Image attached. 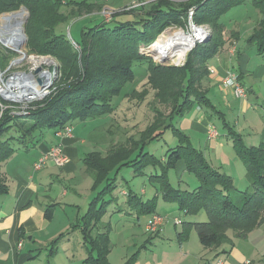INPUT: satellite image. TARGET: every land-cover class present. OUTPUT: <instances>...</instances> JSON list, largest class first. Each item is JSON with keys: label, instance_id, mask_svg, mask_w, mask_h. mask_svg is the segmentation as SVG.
<instances>
[{"label": "trees", "instance_id": "trees-1", "mask_svg": "<svg viewBox=\"0 0 264 264\" xmlns=\"http://www.w3.org/2000/svg\"><path fill=\"white\" fill-rule=\"evenodd\" d=\"M247 1L250 0H157L148 7L142 5L141 11L123 9L121 13L134 12L131 21L117 22L114 26L103 21L83 27L81 41H75V45L65 33L58 31V27L93 12L98 9L97 5L85 0L66 3L65 0H0V14L17 10L22 5L29 10L26 23L28 53L50 55L60 64V79L52 93L25 115L14 113L16 109L13 108L3 109L0 104V165L16 152L36 146L45 138L46 131L52 130L55 134L77 119L87 121L110 116L115 111L114 98L136 78L135 64L147 63V84L155 90L153 123L140 134V139L130 138L125 143H118L105 155L95 151L83 157L86 169L94 179L92 188L96 191L86 212L71 226L73 230H80L89 247L90 253L84 264H111L108 255L112 226L103 224V219L114 201L111 197L117 189V176L125 167H132L137 175L153 167L156 172L151 178L165 201L175 203L186 216L206 212L207 220L183 223V230L178 233L180 242L189 238L190 231L195 229L204 247L216 249L228 245V249H222L227 253L235 246L233 238L247 239L253 230L264 224V143L247 145L202 90V81L209 72L207 63L226 42L222 17ZM251 2L262 16L247 42L256 45L259 53L264 54V0ZM191 6H196L195 21L210 25L213 32L210 39L189 52L185 65L157 64L139 53L140 44L152 43L167 26L184 27ZM10 57L0 51V72L7 68ZM128 93L129 98L142 100L149 94V88ZM0 101L5 105L9 103L1 97ZM159 104L170 109L169 114ZM195 106L217 112L223 120L237 156L247 170L250 185L246 190L240 191L229 174L212 166L190 137L173 124L175 117L183 116ZM168 131L177 138L178 144L169 148L165 160L145 150L147 143L162 139ZM181 159L198 179V187L192 191L176 187L168 177V172L175 169ZM8 192L5 179L0 176V194ZM128 196L130 204L138 207L139 215L156 212L158 197L141 201L132 192ZM53 213L54 205L47 206L46 218L52 219ZM66 234L62 232L55 239L54 251ZM137 256L134 254L125 264H135Z\"/></svg>", "mask_w": 264, "mask_h": 264}, {"label": "crops", "instance_id": "crops-1", "mask_svg": "<svg viewBox=\"0 0 264 264\" xmlns=\"http://www.w3.org/2000/svg\"><path fill=\"white\" fill-rule=\"evenodd\" d=\"M66 1L70 0H65V3ZM85 1L97 5L98 9L83 14L78 18H83L84 21L92 26L105 21L104 11L106 9L113 12V22H125L134 19L135 11L128 13L129 19L124 21L119 20L121 16L118 15L123 9H127L128 5L134 3L135 0ZM154 1L157 0H139L138 2L142 3V5L148 4L146 5L148 7ZM172 1L186 2L188 0ZM142 5L139 8H142ZM256 10L257 13L256 11L255 13L250 10L245 11L244 14L236 16L240 20L236 19L229 25L224 23L225 30L223 35L226 42L217 55L207 63L208 67H215V73L208 72L203 79L204 90L208 98L216 109L222 112L227 123L231 125L227 120L231 115L234 114L237 117L234 120L235 124L231 126L241 133L243 140L245 139L244 133L246 131L256 132L253 134L256 135L257 138L255 139H258L259 142L248 143L246 141L247 143H245L249 146L264 143V131H260L256 126L261 123L264 124V120L261 118L262 111H258L255 108L259 109L261 106L255 100L251 101L252 96L256 97L258 101L262 102L264 108V100L260 98L263 91L262 85H264V54L259 53L256 45L247 42L248 36L256 29L262 16L257 8ZM252 48H255L256 51H252ZM228 71L237 74L239 83L248 92L246 98L237 97L234 89L225 85L224 77ZM246 80L249 86L245 84ZM252 108L255 111L250 112ZM209 111V109L204 107L195 106L183 115L185 117L182 116L183 118L180 119L176 126L190 137L192 144L204 153L212 166L229 174L233 178L235 186L240 191H244L250 185L246 167L237 156L233 141L228 135L224 124L226 133L221 135L212 117H210ZM212 113L218 115L217 112ZM257 114L260 116L259 119L256 117ZM241 116L244 117L242 122L240 121ZM102 118L100 119L102 120ZM105 122L104 120L99 121L96 126L95 131H98L99 134L96 136L97 133L93 132L96 138H93L95 141H92V144L90 143L87 146L90 150H84L86 148V146H83L85 137L80 134L75 135L76 128L73 127V134L70 137L60 138L54 133L50 139L45 136L42 141L36 144L35 147H38V151L32 159L24 161L21 157L22 153L16 152L0 165V176L5 179L9 189L7 194H0V264H52L47 259L54 256L58 251L64 254L68 260L72 257L69 260L71 262L66 264H84L85 258L90 253L89 247L84 243L80 230H73L71 226L86 212L89 202L96 194V191L92 188L94 179L86 169L83 157L90 152L98 151L104 155L108 152L110 148L108 146L113 138ZM84 125L86 126L87 124ZM211 126L215 127L219 132L217 137L209 136L208 131ZM97 127H100V129ZM93 133L88 137H93ZM254 135L251 134L250 137ZM58 143H61L64 148V153L67 156L66 164L63 167H58L54 163H50L41 170H34L35 161ZM105 146L106 148L108 147L105 150L106 152L103 151ZM161 158L165 160L166 156ZM180 164L182 165L181 162H178V168ZM146 174L145 171L142 175L145 176ZM142 175H137L134 172V181L138 180L137 177H142ZM74 178H79L81 183L78 185L69 184L70 186L66 184V182L73 183ZM57 182L63 186L61 189L54 188ZM149 182L153 187L149 192L148 189L142 188L141 193L146 195L147 199L140 198V200H151L152 198H149L148 195L154 193L153 197H158L156 212L161 214V211H158V207L160 208L162 193L159 191L155 180L151 178V175L149 176ZM129 192L136 195L131 190L121 191L126 196L129 195ZM111 198L117 201L119 196L115 195L113 197L112 195ZM114 201L110 206H115L116 203ZM164 202L171 205V212L175 213L177 211L178 207L172 202L165 200ZM126 203L132 207L136 206L130 204L129 199L126 200ZM49 205H54L53 217L50 220L45 216ZM137 208L136 206L135 213H137ZM59 212H62L64 220L61 224L58 222L57 226L60 225L59 228L54 229L53 223ZM188 217H190L189 221L197 220H194L195 216ZM182 220L183 223L186 221L183 218ZM104 223L107 224L109 222L103 220ZM99 227L102 231V226ZM69 230L70 232L72 231L71 234L63 236L57 243V251H54L55 239L62 232ZM194 230L190 231L189 238L178 242L180 248L177 249L175 247L170 251L171 255H167V258H170V262H167L166 258L156 262L153 259L143 257L141 251L147 247L149 240L147 239L136 252L138 258L135 264H213L217 259H221L223 264H264V224L253 230L247 239L233 238L235 246L227 253H223L222 249H228V245L216 249H205L202 247L203 245H198L196 240H199V237H195ZM161 234L162 232L157 234V236ZM230 235L232 236L231 231ZM113 243L111 234V247L108 259L111 264H123L125 259L123 256L117 260L118 257L115 258L113 255ZM42 255L44 256V261L41 259ZM113 258H115L116 262L113 261Z\"/></svg>", "mask_w": 264, "mask_h": 264}, {"label": "rangeland", "instance_id": "rangeland-1", "mask_svg": "<svg viewBox=\"0 0 264 264\" xmlns=\"http://www.w3.org/2000/svg\"><path fill=\"white\" fill-rule=\"evenodd\" d=\"M139 0H135L134 3H131L128 5L126 8L130 7V10L135 9L136 10H141V8L138 7H133L135 4L139 3ZM148 5V4H146ZM22 9H25L27 12L25 21H24V26H23V34H24V40L21 42V47H23V54H20L18 51L12 49L11 47L5 45L1 40H0V51L6 52L11 55L9 64L6 69L2 70L0 72V97L4 100H6L7 103L6 105L4 103L0 104L3 109L5 108H10V109H16L14 113L20 114V115H25L29 111V109L35 108L36 104L46 98V96H49L52 91L53 87L55 86L56 81L60 79V64L57 59L50 55H36V54H29L28 53V37L26 34V19L29 17V10L25 6L19 7L17 10L9 11V12H4L0 14V17L4 14L20 11ZM128 9V10H129ZM64 10V9H63ZM252 11L257 13V10L255 6L252 4L251 0L247 1L244 5L233 8L230 10L226 15H224L221 19V21L227 25H229L231 22L234 20H240L237 17L241 14H244L245 11ZM111 11V10H110ZM105 15V21L109 22V26H114L117 22H113L114 15L109 13V15H112L109 20H106L107 16ZM121 16L119 20H128L129 16L128 13H121L118 15ZM237 16V17H236ZM187 19V15H186ZM195 20V19H194ZM28 21V19H27ZM196 22V21H195ZM187 23V22H186ZM197 23V22H196ZM200 24V23H199ZM208 25V24H206ZM89 26L91 27L92 25L86 21H84L83 18H73L70 21L61 24L58 27V31H61L65 33L68 37V39L73 43L74 41H81V30L83 27ZM209 28V37L210 39L212 35V28L210 25H208ZM165 30V29H164ZM163 30V31H164ZM161 31V33L163 32ZM161 33L157 36V40L160 37ZM72 38V39H71ZM207 39V40H208ZM156 40V41H157ZM154 43V41L152 42ZM150 43V44H152ZM74 44V43H73ZM150 44H140L139 45V53L142 55H145L147 57H150L153 59V61L157 64H160L159 61L156 59L155 52L149 51V45ZM252 51H256L255 48H252ZM162 57V52H159ZM189 54V53H188ZM155 55V56H154ZM22 58V59H21ZM49 59V61H45L44 59ZM186 63V62H185ZM174 64V63H173ZM161 65H166V64H161ZM185 65V64H184ZM183 66V65H182ZM40 68V69H39ZM215 68V67H214ZM148 68H147V63H137L134 66V71L136 74V78L130 82L128 85L125 86L123 89V92L121 93L120 96L114 98V106H115V111L112 113L110 116L103 117L102 120L106 121V125L108 127V130L110 132L111 137L113 140H111L110 144L108 147L116 146L118 143L119 145L121 143H125L130 140V138H135V139H140V134L146 130L147 126L153 123L155 120V113L152 109L153 104H155V99H154V93L155 90H153L148 84ZM216 70V69H215ZM46 72L49 75V80L45 81L46 84L39 82V79L42 80L41 78V73ZM21 77L22 80L18 81L16 78ZM16 79V80H15ZM249 80V79H248ZM21 81H24L23 83H30L34 84L35 86L39 87L40 90H43V95L40 97L36 96H31L30 98H26V96H22L21 94L23 91H26L31 95L32 90L30 89H20V83ZM37 84V85H36ZM245 84L249 86L248 81H245ZM149 88V94L143 98L142 100H138L136 98H129L128 95L133 90H138L142 91L144 88ZM10 89L13 94L7 93L9 95H5L6 93L3 92L4 90ZM203 86V81H202V90H204ZM262 93L260 95V98L264 100V85H262ZM127 95L125 96V94ZM11 99H10V98ZM256 101V103L260 104V108L258 109L255 107L258 111L261 110V118L264 120V108L263 104L261 101H258L256 97L252 96L251 101ZM159 107L166 113L169 114L170 109L166 108L164 105L159 104ZM207 109V108H206ZM255 111L254 108L250 110V112ZM1 114V113H0ZM210 117H212V120L214 121L216 127L218 128L220 134L226 133V130L224 129L223 126V121L219 118L217 114H213L212 112L209 111ZM185 117V116H183ZM182 116H177L173 120V124L176 126V124L179 123L180 119L183 118ZM256 117L259 119V115L257 114ZM237 117L233 114L227 119L230 124H235L234 120ZM244 117L241 116L240 121L242 122V119ZM100 118H95V119H89L87 121H81L80 119L74 120L71 124L72 128L75 129V135L80 134L82 137H85V143L83 146H86L84 150H88L89 148L87 147L90 143L92 144L93 138H96L93 132H96L98 136L99 132L95 131L96 126L99 124V121H102ZM84 124H87L86 126ZM257 128L260 131H264V124H258L256 125ZM98 128V127H97ZM100 129V127L98 128ZM93 133V137H88ZM240 133V132H239ZM252 131H246L244 133V140L245 142L247 141L248 143H258V139L256 135H254ZM241 134V133H240ZM254 135L253 137H250V135ZM45 136L50 139L53 137V131L49 130L46 131ZM243 137V136H242ZM246 142V143H247ZM178 144L177 138H174L173 134L171 131H168L165 133L164 137L160 140H155L152 142H149L145 146L146 151H150L154 153L156 156L159 158L164 157L166 152L169 151L170 147H174ZM108 147L104 148L105 150L108 149ZM109 148V149H110ZM90 150V149H89ZM38 147L36 148L35 146H32L31 149L29 150H21L18 151L17 153H22L21 157L22 159L29 160L32 159L33 156L37 153ZM40 158V157H39ZM38 158V159H39ZM37 159V160H38ZM36 160V161H37ZM35 161V162H36ZM241 161V160H240ZM179 162L182 163L180 164L179 168L177 167L176 169H171L168 172V177L171 180L172 184L175 185L176 187H180L182 189H186L189 191H192L198 187V179L197 177L188 171L187 165L185 160L181 159ZM242 162V161H241ZM51 163V162H50ZM49 163V164H50ZM35 165V163H34ZM33 165L34 170L35 169ZM146 175L142 177L139 176L137 177L138 180L133 179L134 175V169L132 167H125L121 169L120 174L118 176V179L116 181V187L117 189L114 191L113 197L115 195L119 196V199L116 201L115 199V206H109L107 214L104 217L105 222H109L112 226L111 234L113 237V251H114V257H118V259H121L123 256L124 263L125 264L136 252L140 249V246L145 243L147 239L148 244L147 247L143 248L141 251V254L145 258L153 259L156 262L162 261L163 259L166 258L167 262H170V258H167V255H171L170 251L173 248H180L179 245V238H178V233L179 231L182 230L183 224H177L175 225L174 219L172 218L174 216H177L178 218H183L186 221L190 219V217H186L184 212L180 211L177 208V211L175 213L171 212V205H168L169 203L164 202L163 197L161 196L160 199V208L158 207V211H161V214L166 217V222L163 225V232L162 234L157 236L156 234L154 235L153 233H149L146 231L145 226L148 223V218L149 216L146 214L139 215L135 213V208L136 206L132 207L126 203V200L129 199V196L123 195L121 193L122 190H131L133 191L138 198H143L144 200L147 199L146 195H142L141 189H148V192L150 189H152L153 186L150 185L149 182V176L154 174L156 170H154L153 167H148L146 168ZM159 172V170H158ZM160 173V172H159ZM136 176V175H135ZM248 177V175H247ZM81 183V180L79 178H74L73 183H68L66 184H79ZM70 186V185H69ZM68 186V187H69ZM63 186L59 185L57 182V185L54 186L55 189L59 188L61 189ZM48 188V187H47ZM149 198H153V194L148 195ZM176 205L175 203H172ZM177 206V205H176ZM178 207V206H177ZM115 209V210H114ZM176 209V208H175ZM122 211V212H121ZM171 218H169V217ZM196 217V218H195ZM194 217V220L196 221H204L207 220V214L205 211H201L197 216ZM64 220V216L62 212H59L57 214L56 220L53 223L54 224V229L59 228V224ZM75 223V222H74ZM106 224V223H104ZM70 231V230H69ZM72 232V231H71ZM66 231V235L71 234ZM178 232V233H177ZM79 233V232H78ZM195 237H198L196 230H194ZM152 236V237H151ZM157 236V237H156ZM151 237V238H149ZM195 239V238H194ZM197 239V238H196ZM198 245L200 244V240H196ZM204 247V246H202ZM205 249H208L204 247ZM115 258H113V261L116 262ZM42 261H44V256L42 255ZM72 257L69 258L71 260ZM86 259V258H85ZM50 261L52 264H66L67 262H71L66 258L64 254H62L60 251H58L54 256L48 257L47 261ZM122 262V261H121ZM121 264V263H120ZM170 264V263H167ZM256 264V263H255Z\"/></svg>", "mask_w": 264, "mask_h": 264}, {"label": "built area", "instance_id": "built-area-1", "mask_svg": "<svg viewBox=\"0 0 264 264\" xmlns=\"http://www.w3.org/2000/svg\"><path fill=\"white\" fill-rule=\"evenodd\" d=\"M142 5V3H137L133 7H138ZM128 7L127 9H129ZM131 9V8H130ZM195 11L196 6H191L187 10V23L184 27L177 25H170L165 28V30L161 33H168L169 36L173 34V38H176V41H172L169 44H165L168 39L164 41V49L162 52V57H158L156 52L152 49L153 44L149 45V51L155 52L156 59L160 64L166 65H176L182 66L185 64L187 60V55L190 51H192L198 44L204 43L207 41L209 37V28L206 24H199L195 22ZM111 11L106 9L104 14H106V20H109L112 15H109ZM113 14V12H112ZM192 39L190 45L187 46L185 54L181 56L182 47L186 45L187 41H182V36H187ZM180 38V39H178ZM72 39V38H71ZM178 40L184 42V44L178 43ZM73 43L75 41L73 40ZM154 55V56H155ZM175 59H179V62H174ZM174 63V64H173ZM210 73H215V69L213 67H208ZM224 83L226 86L232 87L237 97L246 98L247 90L239 83L238 76L236 73L232 71H228L227 75L224 77ZM16 96V95H15ZM10 98V97H9ZM12 98V97H11ZM10 98V99H11ZM73 134V128L71 124L66 125L64 128L57 130L55 135L60 138L70 137ZM208 134L210 137H217L219 132L215 127H210ZM54 163L58 167H63L67 162V156L64 153V148L61 143L55 144L48 151L44 152L41 157L35 162V169L41 170L46 167L49 163ZM166 222V217L158 212L152 213L148 218V223L145 226L146 231L149 233H153L154 235L159 234L163 231V225ZM175 224H182L183 220L181 218L176 217L174 219ZM213 264H223L221 259H217Z\"/></svg>", "mask_w": 264, "mask_h": 264}, {"label": "bare ground", "instance_id": "bare-ground-1", "mask_svg": "<svg viewBox=\"0 0 264 264\" xmlns=\"http://www.w3.org/2000/svg\"><path fill=\"white\" fill-rule=\"evenodd\" d=\"M27 12L25 11V9H22L20 11H16V12H12V13H8V14H4L0 17V40L7 46L11 47L12 49L18 51L20 54H23V47H21V41L24 40V34H23V26H24V21H25V17H26ZM169 40L167 41L165 44H169L172 41H176V38H173V34H171L169 36V34L163 33L160 35V37L158 38V40L153 44L152 49L156 52L158 57H161V54L159 53L160 51L163 52L164 49V41L165 40ZM180 39V38H178ZM182 41H187L186 45L182 47V51H181V56H183L185 54L186 48L188 45L191 44L192 39L190 37L187 36H182ZM180 40H178V43L180 44H184V42H182ZM22 59V58H21ZM45 61H49V59H44ZM174 62H179V59H175ZM49 75L46 72H42L41 73V82L46 84L45 81L49 80ZM18 81L22 80L21 77L16 78ZM15 79V80H16ZM24 81H21L20 83V89H30L32 90V94L29 95V93H27L26 91H23L22 93L25 94H21L22 96H26V98H30L31 96H42L43 95V90H40L39 87L35 86L34 84H30V83H23ZM37 85V84H36ZM3 92H5V95H9L7 93L13 94L12 91L10 89H5ZM16 95V94H13Z\"/></svg>", "mask_w": 264, "mask_h": 264}, {"label": "water", "instance_id": "water-1", "mask_svg": "<svg viewBox=\"0 0 264 264\" xmlns=\"http://www.w3.org/2000/svg\"><path fill=\"white\" fill-rule=\"evenodd\" d=\"M28 19V18H27ZM27 19H26V22H27ZM40 69V68H39ZM39 82H41V80L39 79Z\"/></svg>", "mask_w": 264, "mask_h": 264}]
</instances>
